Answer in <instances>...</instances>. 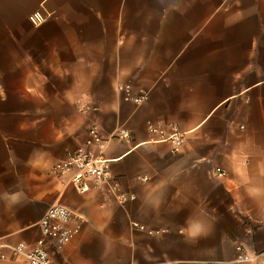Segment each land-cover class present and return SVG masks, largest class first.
I'll list each match as a JSON object with an SVG mask.
<instances>
[{"label": "crops", "instance_id": "obj_1", "mask_svg": "<svg viewBox=\"0 0 264 264\" xmlns=\"http://www.w3.org/2000/svg\"><path fill=\"white\" fill-rule=\"evenodd\" d=\"M94 123L125 201L52 172ZM58 202L84 222L54 264H264V0H0V238L34 243Z\"/></svg>", "mask_w": 264, "mask_h": 264}, {"label": "built area", "instance_id": "obj_2", "mask_svg": "<svg viewBox=\"0 0 264 264\" xmlns=\"http://www.w3.org/2000/svg\"><path fill=\"white\" fill-rule=\"evenodd\" d=\"M34 25H41L48 19L42 9L33 11L29 16ZM118 90L124 94L125 99L143 103L149 98V91L140 88L138 91L130 82L118 84ZM83 109L91 106L82 104ZM150 131L154 134L151 140H164L172 143L171 151L180 152L185 141L184 133L176 124L166 127L163 124L150 122ZM129 132L125 128L117 130L111 137L126 138ZM108 138L98 123L90 126L86 138L75 148L68 151L53 166L52 172L62 178L66 184L73 185L79 192H88L95 189L106 188L114 193L120 200L125 201L128 195L121 192L120 184L112 172V160L103 155V147ZM219 174L225 171L218 167ZM148 177L145 176L144 179ZM84 218L75 213L63 203H54L48 207L39 220L40 235L34 243L19 241L10 243L0 238V258L13 259L18 264H54L51 256L52 246L61 248L68 244L82 229ZM134 225L145 228L144 224L134 221ZM240 260H252L259 254H249L243 245L238 246ZM5 250H8L6 252Z\"/></svg>", "mask_w": 264, "mask_h": 264}]
</instances>
